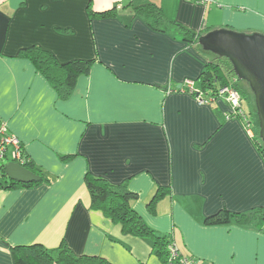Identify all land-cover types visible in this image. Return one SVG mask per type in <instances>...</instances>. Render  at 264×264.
Instances as JSON below:
<instances>
[{
  "label": "crops",
  "instance_id": "0c3cea01",
  "mask_svg": "<svg viewBox=\"0 0 264 264\" xmlns=\"http://www.w3.org/2000/svg\"><path fill=\"white\" fill-rule=\"evenodd\" d=\"M91 1L119 14L90 15V0H0V119L46 178L0 189V264H15L17 246L62 241L112 264H164L154 239L91 207L87 174L125 186L155 235L198 264H264V230L232 216L264 212L260 143L224 117L225 100L200 104L185 86L215 60L185 32L264 33V0ZM147 2L162 9L165 29L135 15ZM31 45L60 62L91 59L90 70L63 96L19 55ZM221 214L228 222H214Z\"/></svg>",
  "mask_w": 264,
  "mask_h": 264
},
{
  "label": "trees",
  "instance_id": "16d2710c",
  "mask_svg": "<svg viewBox=\"0 0 264 264\" xmlns=\"http://www.w3.org/2000/svg\"><path fill=\"white\" fill-rule=\"evenodd\" d=\"M133 10L135 15L144 17L149 26L153 29H165L162 21L165 17L160 7L147 2L133 5ZM88 12L90 15H96L97 17L117 16L119 14L117 7L103 12H95L92 9L91 0L88 4ZM185 36L189 42H199L200 36H194L189 31L185 32ZM19 55L28 58L63 96L70 93L77 76L82 73H88L92 64L91 59H76L68 62H60L51 50H48L40 45L24 47L21 51H19ZM234 77L238 82H232V78ZM195 81L198 82L199 86L208 94L214 96L215 100L218 99L217 93L221 87L233 85L240 91L242 95L240 110L246 113V116L252 120L254 136L260 143L262 153L264 154V142L259 136V120L255 104L251 97V89L244 88L241 84H239L240 80L235 75L231 62L227 58L215 55V60L208 62L206 70L203 71L199 78ZM244 98L249 111H246L243 108ZM253 113L257 117V120L253 119L251 116ZM241 121L244 122L243 119ZM254 121L256 122L255 129ZM23 153L25 161L21 163V165L39 174L41 179L30 183L14 181L6 175L4 169L5 163H2L0 164V176L5 181H0V189L13 188L17 186L30 187L46 181L42 171L36 169L32 162L28 161L24 148ZM5 159H8V156L0 160ZM86 185L90 193L91 207L93 209L101 210L111 220L120 224L122 226V231L126 234L154 239V249L156 253L163 258L164 264L169 262V252L167 247L170 239L168 240L164 237H158L155 235L154 231L142 220L130 203L133 198V193L131 191H129L125 186L111 185L105 179L93 177L90 174H87L86 176ZM157 197L158 196L154 197L150 206L155 204ZM232 216L240 223H246L253 220L260 227V229L264 230V212L262 211H255L253 214L248 216ZM229 219L230 218L226 214H221L219 217H216L215 220H212L216 223H226ZM13 253L15 264H112L102 256L84 254L78 255L74 253V251L68 247L64 241H62L59 247L54 250H49L44 247V245L37 243L27 246H17L14 248Z\"/></svg>",
  "mask_w": 264,
  "mask_h": 264
},
{
  "label": "water",
  "instance_id": "95a60500",
  "mask_svg": "<svg viewBox=\"0 0 264 264\" xmlns=\"http://www.w3.org/2000/svg\"><path fill=\"white\" fill-rule=\"evenodd\" d=\"M199 44L205 51L227 58L237 78L249 84L255 98L259 136L264 142V33L223 27L201 35ZM4 169L14 181L30 183L41 179L39 174L15 161L6 162Z\"/></svg>",
  "mask_w": 264,
  "mask_h": 264
},
{
  "label": "built area",
  "instance_id": "2783aa9c",
  "mask_svg": "<svg viewBox=\"0 0 264 264\" xmlns=\"http://www.w3.org/2000/svg\"><path fill=\"white\" fill-rule=\"evenodd\" d=\"M186 89L191 93L196 95V100L200 104H210L215 101V97L208 94L201 87L196 86V81L193 79H186L185 81ZM218 99L225 100L229 105V110L225 113L226 119L238 118L242 121L244 128L247 133L254 137V130L252 127V120L246 116L242 110H240L242 95L238 89H236L233 85H227L221 87L218 90ZM12 148L11 152V161H15L18 163H23L25 161L22 142L21 140L10 133L6 123L0 119V159L5 158L9 155V149ZM168 252H169V262L167 264H198V261L193 257L184 255L181 253L177 244L170 240L168 244Z\"/></svg>",
  "mask_w": 264,
  "mask_h": 264
},
{
  "label": "rangeland",
  "instance_id": "374dc122",
  "mask_svg": "<svg viewBox=\"0 0 264 264\" xmlns=\"http://www.w3.org/2000/svg\"><path fill=\"white\" fill-rule=\"evenodd\" d=\"M239 80H240V79H239ZM241 83H244V85H245L248 89H250V87H249V85H248L247 82H245V81H243V80H240V81H239V84H241ZM241 85H242V84H241ZM250 91H251V90H250ZM251 94H252V95H251L252 100H253V102H254V104H255V98H254V95H253L252 91H251ZM245 101H246V100H245V98H244L243 102H244V106L246 107V102H245ZM255 108H256V105H255ZM251 116L253 117V119L257 120V119H256L257 117L255 116L254 113H253ZM263 145H264V144H263ZM11 152H12V148L9 149L8 159L0 160V164H2V163H6V162H8L9 160H12ZM0 178H1V176H0Z\"/></svg>",
  "mask_w": 264,
  "mask_h": 264
}]
</instances>
